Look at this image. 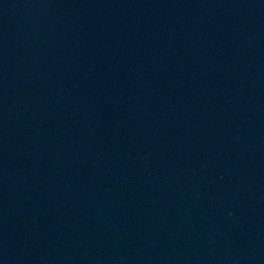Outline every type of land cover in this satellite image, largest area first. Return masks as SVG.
Returning <instances> with one entry per match:
<instances>
[{
    "label": "water",
    "instance_id": "water-1",
    "mask_svg": "<svg viewBox=\"0 0 264 264\" xmlns=\"http://www.w3.org/2000/svg\"><path fill=\"white\" fill-rule=\"evenodd\" d=\"M0 264H264V0H0Z\"/></svg>",
    "mask_w": 264,
    "mask_h": 264
}]
</instances>
